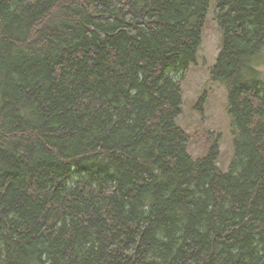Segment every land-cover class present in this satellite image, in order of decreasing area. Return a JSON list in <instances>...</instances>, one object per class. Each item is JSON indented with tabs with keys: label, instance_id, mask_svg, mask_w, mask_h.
Here are the masks:
<instances>
[{
	"label": "trees",
	"instance_id": "obj_1",
	"mask_svg": "<svg viewBox=\"0 0 264 264\" xmlns=\"http://www.w3.org/2000/svg\"><path fill=\"white\" fill-rule=\"evenodd\" d=\"M234 128L178 124L210 0H0V264H264V0H217Z\"/></svg>",
	"mask_w": 264,
	"mask_h": 264
},
{
	"label": "rangeland",
	"instance_id": "obj_2",
	"mask_svg": "<svg viewBox=\"0 0 264 264\" xmlns=\"http://www.w3.org/2000/svg\"><path fill=\"white\" fill-rule=\"evenodd\" d=\"M216 2L210 0L196 62L181 80L183 104L177 122L190 135L188 149L193 157L204 155L217 142L220 150L218 165L225 170L233 159L235 134L226 88L211 77L221 46ZM261 68L264 71V58Z\"/></svg>",
	"mask_w": 264,
	"mask_h": 264
}]
</instances>
